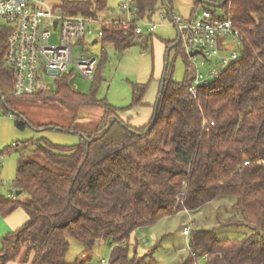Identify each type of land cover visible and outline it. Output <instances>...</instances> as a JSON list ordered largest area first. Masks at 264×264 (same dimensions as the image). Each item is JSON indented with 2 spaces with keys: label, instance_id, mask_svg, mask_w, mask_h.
I'll list each match as a JSON object with an SVG mask.
<instances>
[{
  "label": "trees",
  "instance_id": "16d2710c",
  "mask_svg": "<svg viewBox=\"0 0 264 264\" xmlns=\"http://www.w3.org/2000/svg\"><path fill=\"white\" fill-rule=\"evenodd\" d=\"M192 1L218 19L231 20L243 41L241 58L199 86L196 96L188 92L189 69L183 80L175 81L167 66L157 110L154 104L150 119L135 125L121 112L144 105L148 85H133L129 106H112L95 96L100 61L89 94L73 89L69 75L59 78L49 92L23 97L47 94V99L62 105L100 106L103 114L94 130L82 133L78 144L37 143L18 162L13 183L27 197L17 201L0 196V214L21 206L28 218L2 238L0 264H82L77 259L66 261L70 239L84 250H92L99 239L108 240L112 245L108 264H158L151 252L129 254L130 234L221 196L234 198L233 213L219 222L221 226L247 224L264 232V0H226L220 7ZM172 2L134 0L135 15L150 16L164 3L172 16ZM106 3L64 0L63 8L96 18ZM102 28L101 40L118 51L142 37L125 32L118 20L106 21ZM6 35L7 30L0 33V95L5 107L14 79L3 60ZM174 42H165V56ZM173 48L185 55L178 46ZM105 55L103 49L101 58ZM112 117L116 120L101 135ZM27 124L22 116L16 121L21 129ZM258 234L256 230L241 240H230L218 238L214 230H192L189 254L175 264H198V258L204 264H264V234Z\"/></svg>",
  "mask_w": 264,
  "mask_h": 264
},
{
  "label": "rangeland",
  "instance_id": "374dc122",
  "mask_svg": "<svg viewBox=\"0 0 264 264\" xmlns=\"http://www.w3.org/2000/svg\"><path fill=\"white\" fill-rule=\"evenodd\" d=\"M83 1V0H69ZM124 0H107L106 9L99 14L100 19L111 21L124 18L121 3ZM195 4L192 0H173L171 15L187 17ZM201 11L202 7L198 6ZM216 12L221 14V9ZM156 23L157 27L150 34L143 35L133 42L126 49L118 51L110 43L101 39L92 45H87L89 52L98 57L101 61V80L95 89V96L104 99L112 106L123 108L130 105L132 101V87L134 84H147V90L143 98L144 105L127 109L121 112V116L130 117L135 125L145 124L153 112V105L156 102L157 93L160 88L159 79L162 74H158V68H164L165 49L167 41L177 38V30L170 23V16L164 7L156 8L150 16H145L139 26L145 23ZM99 24H94L93 28L98 30ZM59 32L53 34L50 43L58 42ZM94 37L87 39L90 43ZM232 44L233 39L227 41ZM234 44V43H233ZM106 55L101 58L102 50ZM230 49L236 50L234 45ZM168 50V49H167ZM177 48H172L168 52L167 73L175 81H181L185 77L186 69H190L188 59ZM188 65H187V63ZM200 64V61H198ZM163 65V66H162ZM212 64L206 67H199V70L213 80L209 74ZM48 83L54 87V80L48 79ZM72 83L77 92L89 94L92 92L93 83L79 75L73 77ZM47 94L37 98L13 97L12 94L6 98V107L0 112V152H3V167L0 173V196L9 198L11 192L16 194L18 189L14 185L17 164L26 159L35 148L37 143H51L61 146H73L80 142L82 133H90L100 122L103 109L97 105L90 106H67L47 99ZM22 116L28 123L23 129L16 126V121ZM51 125V126H50ZM17 146L12 148L11 145ZM27 195L20 192L15 199L21 201ZM234 198L231 196H221L204 206L192 210H181L173 215L160 218L154 224L143 226L134 230L128 240L129 254L142 256L151 252L158 264H175L187 257L189 236H184L182 230L189 227L190 231L195 229L214 230L218 238L241 240L256 230L258 235H263L261 229L247 224L235 226H221L220 221L228 218L232 212ZM7 216L27 221L25 210L18 206L7 215L0 214V223L6 220ZM1 242V240H0ZM1 248V246H0ZM95 248L98 254L93 258H84L83 264H108L111 244L96 242ZM83 250L80 243L70 239V246L66 253V261H74ZM79 260H82L79 258ZM198 264H204L203 259L198 258Z\"/></svg>",
  "mask_w": 264,
  "mask_h": 264
},
{
  "label": "built area",
  "instance_id": "2783aa9c",
  "mask_svg": "<svg viewBox=\"0 0 264 264\" xmlns=\"http://www.w3.org/2000/svg\"><path fill=\"white\" fill-rule=\"evenodd\" d=\"M64 0H0V33L7 30L4 45V63L14 72L13 97H24L49 92L56 81L69 75H79L92 81L98 65V57L92 55L87 45L96 43L103 34L106 21L99 17L71 14L63 8ZM124 18L118 22L125 32L138 36L148 35L156 29V23L139 26L142 18L135 15L134 0L121 3ZM170 23L179 35L181 49L190 66L188 92L196 96L198 87L209 83L199 67L212 64L209 74L218 77L229 64L241 58L242 37L229 19H218L207 9L195 6L187 17L172 15ZM94 24L100 27L95 31ZM59 32L58 42L50 43L53 34ZM94 37L90 43L87 39ZM233 39L230 44L227 41ZM236 50L230 49L231 46ZM200 61V64H198ZM71 79V87L74 89ZM54 80V87L48 83ZM0 95V112L4 111ZM213 124V122H210ZM16 143L11 145L12 148ZM248 161L245 162L247 164ZM264 164V161H261ZM3 167V152H0V173ZM2 182L0 180V186ZM3 185V184H2ZM15 199L13 192L8 195ZM189 227L182 234L188 236Z\"/></svg>",
  "mask_w": 264,
  "mask_h": 264
},
{
  "label": "crops",
  "instance_id": "0c3cea01",
  "mask_svg": "<svg viewBox=\"0 0 264 264\" xmlns=\"http://www.w3.org/2000/svg\"><path fill=\"white\" fill-rule=\"evenodd\" d=\"M119 19H121V18H119ZM119 19H114V20H119ZM104 20V19H103ZM178 35V34H177ZM166 45H164V49L166 50V47H165ZM164 50V51H165ZM163 66V65H162ZM160 70H161V73L160 74H162V69H160V67L158 68V74H159V72H160ZM157 99V98H156ZM153 113V112H152ZM152 113H151V115H152ZM151 117V116H150ZM124 118H127V117H124ZM6 220L4 221V220H2V224L0 223V240H1V242H0V246L2 245V238L6 235V234H8V233H10V232H12L13 230H15L16 228H18L19 226H21L22 225V222L24 221V218H21L20 220H15V218H11V216H7V218H5ZM98 241H100V242H104V243H108L109 244V241L108 240H104V239H99V240H97L96 242H98ZM111 248H112V245H111ZM98 249L97 248H95V245H94V247H93V249L92 250H81V253L79 254V256H78V258H77V260H79V258H81L82 260H80V261H82L83 262V259L84 258H93V255H96V254H98V251H97ZM76 260V259H75ZM84 263V262H83ZM82 263V264H83ZM6 264H21V263H19L18 261H12V262H8V263H6Z\"/></svg>",
  "mask_w": 264,
  "mask_h": 264
},
{
  "label": "water",
  "instance_id": "95a60500",
  "mask_svg": "<svg viewBox=\"0 0 264 264\" xmlns=\"http://www.w3.org/2000/svg\"><path fill=\"white\" fill-rule=\"evenodd\" d=\"M225 1H226V0H223V2L220 3V4H218V5L213 4V3H210V2L205 1V0H202L201 2H202L203 4H205V5H207V6H210V7H220V6H222V5L225 3ZM163 5H164V7H165V4H164V3H163ZM165 9H166V7H165ZM166 10H167V9H166ZM170 18H171V16H170ZM93 43H96V39L93 40ZM178 43H179V35H177V38H176L174 44H173L170 48H168V50L166 51V62H165V65H164L163 75H162V77H161L160 88H159V91H160V92H162V90H163V86H164L165 75H166V69H167V66H168V63H167L168 52H169V50L172 49L173 47H176V46L178 45ZM159 100H160V96H158V98H157V100H156L154 111L157 110ZM2 102H3V104H5V101L3 100V98H2ZM115 120H116L115 117L110 118L108 125H107L106 128L101 132V135H103V134L105 133V131L107 130V128L110 127V125H111ZM20 192H21V191L18 190V191L16 192V195H19Z\"/></svg>",
  "mask_w": 264,
  "mask_h": 264
}]
</instances>
